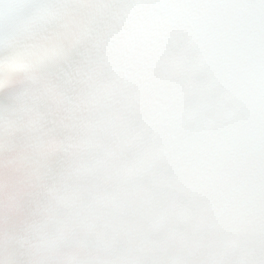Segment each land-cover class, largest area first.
I'll return each mask as SVG.
<instances>
[{"label":"snow or ice","instance_id":"obj_1","mask_svg":"<svg viewBox=\"0 0 264 264\" xmlns=\"http://www.w3.org/2000/svg\"><path fill=\"white\" fill-rule=\"evenodd\" d=\"M0 264H264V0H0Z\"/></svg>","mask_w":264,"mask_h":264},{"label":"clouds","instance_id":"obj_2","mask_svg":"<svg viewBox=\"0 0 264 264\" xmlns=\"http://www.w3.org/2000/svg\"><path fill=\"white\" fill-rule=\"evenodd\" d=\"M24 63V57L18 56L12 59H5V61L0 64V75L6 77L8 73L18 70Z\"/></svg>","mask_w":264,"mask_h":264}]
</instances>
